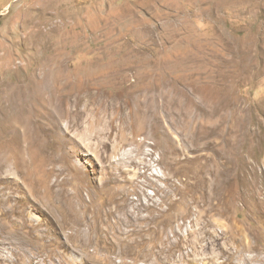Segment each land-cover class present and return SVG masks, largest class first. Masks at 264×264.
I'll use <instances>...</instances> for the list:
<instances>
[{
  "label": "rangeland",
  "instance_id": "obj_1",
  "mask_svg": "<svg viewBox=\"0 0 264 264\" xmlns=\"http://www.w3.org/2000/svg\"><path fill=\"white\" fill-rule=\"evenodd\" d=\"M206 159L231 179L227 211L186 193ZM242 176L264 178V0H0V264H119L111 225L67 221L113 189L186 238L237 246L242 228L263 249L264 185ZM152 245L139 264H158ZM204 245L170 264L223 261Z\"/></svg>",
  "mask_w": 264,
  "mask_h": 264
},
{
  "label": "bare ground",
  "instance_id": "obj_2",
  "mask_svg": "<svg viewBox=\"0 0 264 264\" xmlns=\"http://www.w3.org/2000/svg\"><path fill=\"white\" fill-rule=\"evenodd\" d=\"M185 87V83H183ZM187 87H193L194 83H188ZM190 89V88H189ZM135 91V90H134ZM143 104V103H142ZM144 105V104H143ZM143 108H147L143 106ZM146 110H143V114H147ZM133 115V113H132ZM126 119V118H125ZM77 120V119H76ZM78 121V120H77ZM71 120L72 125H77L78 122ZM71 127V126H70ZM213 133L210 132L208 135H203L199 143H203L204 146L197 145L194 150L199 152L201 150H214L216 148L215 143L212 141ZM228 141V136L224 135V142ZM119 176V175H118ZM116 176L109 183L115 185H125L126 180L123 181L118 179ZM231 179L225 171L216 172L211 170V160L206 161L198 166V172L195 176L190 179L186 187V193L195 196V193H200L204 196H208V200L215 207H221L222 211L228 210L227 193L229 191V184ZM243 183H252L257 186L263 184L264 178L261 176H253L246 178L242 176ZM136 184L135 182H132ZM105 186V185H104ZM128 186V185H127ZM110 187V186H107ZM209 189L211 195H209ZM264 190V187L262 188ZM106 190V189H105ZM112 196L105 201L103 207H94L95 209L84 205L82 209V215L76 217L72 213H68V222L83 223V224H96L99 229L103 225H111L113 230L116 232L118 239L111 240L110 244H117L116 241L120 240V245L123 249V258L119 264H128L127 260L132 258L133 264H139V256L142 253L149 256V251L146 249V245L153 243L152 245V257L156 258L158 264H170V261L178 254L180 261L188 259L193 252L205 249L209 244H217L219 249V257L223 260L216 264H264V256L262 253L263 249H258V246H254L251 243H244L240 241L243 234V229L239 228L237 231L230 232V236L226 238V242L238 243L237 246L231 245L226 247L221 243L223 239L220 235H213L206 230H201L197 240L186 238L181 233L182 225L178 220L175 221L162 209L161 205H151L145 203L142 199L137 201L126 200L125 194L122 191L113 189ZM128 199V198H127ZM92 201V200H91ZM189 202V200H187ZM3 203V198H0V206ZM92 203V202H91ZM261 204L264 205V200ZM174 205V204H173ZM186 211L192 213V206L186 202ZM146 211H153L154 213L147 217L144 215ZM264 216V215H263ZM184 220V218H183ZM178 223V225H177ZM102 225V226H101ZM171 227V236L167 234V227ZM2 229H0V238ZM225 239V237H224ZM110 251V250H109ZM107 253L106 262L111 264H117L114 260V252L110 251ZM256 252L257 255L250 256L244 262H236L235 257L238 252Z\"/></svg>",
  "mask_w": 264,
  "mask_h": 264
}]
</instances>
